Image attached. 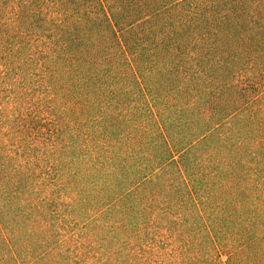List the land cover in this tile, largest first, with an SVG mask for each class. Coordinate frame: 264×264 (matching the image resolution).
<instances>
[{"label":"trees","instance_id":"obj_1","mask_svg":"<svg viewBox=\"0 0 264 264\" xmlns=\"http://www.w3.org/2000/svg\"><path fill=\"white\" fill-rule=\"evenodd\" d=\"M0 264H264V0H0Z\"/></svg>","mask_w":264,"mask_h":264}]
</instances>
